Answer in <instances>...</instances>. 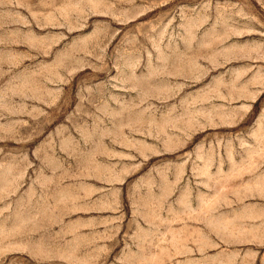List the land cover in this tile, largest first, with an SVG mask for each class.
Masks as SVG:
<instances>
[{
    "label": "rangeland",
    "instance_id": "374dc122",
    "mask_svg": "<svg viewBox=\"0 0 264 264\" xmlns=\"http://www.w3.org/2000/svg\"><path fill=\"white\" fill-rule=\"evenodd\" d=\"M0 264H264V0H0Z\"/></svg>",
    "mask_w": 264,
    "mask_h": 264
}]
</instances>
